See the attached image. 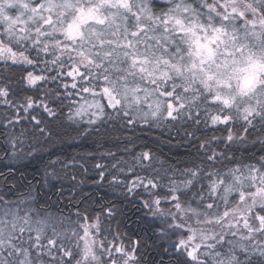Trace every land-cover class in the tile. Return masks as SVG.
<instances>
[{
	"label": "trees",
	"instance_id": "1",
	"mask_svg": "<svg viewBox=\"0 0 264 264\" xmlns=\"http://www.w3.org/2000/svg\"><path fill=\"white\" fill-rule=\"evenodd\" d=\"M12 1L22 5L17 14L26 32L16 41L2 10L0 27L10 32L8 48L29 66L0 62V209L29 207L33 216L55 218L58 231L93 224L105 237L134 246L139 264H264L262 246L227 231L212 249L188 256L179 246L187 238L181 224L190 221L170 214H192L210 234L242 198L264 189V78L252 93L241 92V73L230 75L220 53L216 69L226 74L222 88L230 89V101L222 104L224 90L204 81L210 70L185 79L174 69L187 58L182 32L190 17L234 37L220 52L234 54L241 45L264 56V4L123 0L109 10L99 0H58L100 14L82 25L78 40L66 42L64 27L54 24L34 40L28 34L32 23H44L33 12L42 0ZM232 8L239 17L223 11ZM14 9L7 8L8 16ZM200 35L195 31L194 41ZM35 75L36 86H27L26 77ZM81 106L92 109L80 114ZM154 200L157 208L147 211L144 204ZM255 211L264 217V208ZM48 238L40 243L47 250L41 259L72 264L62 258L61 242Z\"/></svg>",
	"mask_w": 264,
	"mask_h": 264
},
{
	"label": "rangeland",
	"instance_id": "2",
	"mask_svg": "<svg viewBox=\"0 0 264 264\" xmlns=\"http://www.w3.org/2000/svg\"><path fill=\"white\" fill-rule=\"evenodd\" d=\"M212 1L215 3L217 0ZM122 2L123 0H99L100 6L108 8L109 10ZM233 2H235V0H233ZM38 3V6L33 7V12H40L44 18V23L39 25H34V23H32L28 34L33 36V40L36 39V36L38 38L41 36L42 30L45 27L54 24L56 27H64V33H62L61 30L64 36L62 41L75 42L80 38L79 30L82 25L84 26L88 22H97L100 15L97 8L91 7L89 10H86L84 6L81 7L82 9H74L67 3H59L58 0H42L41 3ZM260 3L264 4V0H260ZM218 5L217 2V6ZM7 8L13 10L16 8V13L8 16ZM21 8L22 5L19 9ZM254 8L256 7L254 6ZM19 9L14 5L12 0H0V11L2 10L3 12L2 18L9 26L8 29H10V32L15 34L14 38H16V41L21 39L20 37L26 32L25 22L22 23V21L19 20V14H17L19 12L17 10ZM223 11L226 12V14H231V16H240L237 14V10L233 8L229 11ZM59 19H62L63 23L58 25ZM190 20V22L188 20L189 24H183L188 28L182 32L188 48H186L187 50L185 52L187 58L182 60V62L185 60L182 63V68L175 66L174 69L180 72L181 77L185 79H193L195 77L192 76H199L204 72H206L205 75H207V70H210V74H208L207 79L204 77V81L216 87V89L224 90V92H221L218 96V101L222 104H227L230 101V89L228 85L222 88L224 87L223 80L226 74L224 72V75H222L223 71H218L221 66L216 69V61L221 53V55H224V62H226L223 65H227L230 71L233 72V74L230 75L237 76L241 73V75L237 76L239 77L236 83L238 89L241 92L249 91L252 93L254 91V84L257 81H262L261 78H264L260 76V80H258V78L256 79L255 77V74L262 68V64H264V56H260V58L255 52H252V49L246 51L247 49L241 45L234 54L228 55L230 51L227 52V50L220 52L219 48L228 45L230 41L233 43L234 37L232 35H227L228 38L225 39V34L221 30H208L210 27L207 26L208 24H200L196 22L193 17H190ZM182 22L183 21H181V23ZM5 31L8 33H3L0 27V62L29 66L27 59L23 55L8 48L6 40L10 32L7 30ZM195 31H199L201 35L194 41L193 33H195ZM51 37L52 36H50L48 41L51 40ZM208 45L212 46V50H208ZM224 53H226V56ZM137 62L138 61H134V63ZM142 66L143 60L141 67ZM206 67L208 68L206 69ZM145 68L148 67L146 66ZM75 71H77V68L73 67L71 73ZM37 78V75L34 77H26V79H28L26 85L29 87L36 86ZM216 91L220 92L218 90ZM3 96L4 92L0 91V97L3 98ZM150 106H153V103L150 102ZM90 109L92 108L89 106H81L79 108V113H87ZM248 114L251 113L248 111ZM53 164L54 163H52V165ZM46 171L52 178L56 175L54 167L52 166ZM130 185H136V181ZM150 202L152 203L151 205L148 203L144 204L147 211L157 208V200ZM3 206L4 205H2V207ZM258 208H264V189L257 191L256 194L253 196L251 195L249 199L242 198L238 204L231 209V212L226 213L218 219V228H212L210 234L206 228H203V226L199 224L192 214L178 209L173 210L170 214L179 222L184 220V217L192 222L191 224L187 221L186 225L180 223L185 229L183 235L187 234V238L184 239L182 236V244L179 248L182 250L184 249L185 254L188 256H194L196 254V257H198L197 252L200 249H212L211 247L219 244L221 241L220 236L225 231L230 235H235L237 238L245 241V243L249 242L264 248V217L256 213L255 210ZM254 212L255 214H253ZM32 213L33 212L29 211V207L27 208L26 206L20 210L7 208L6 211H2V209H0V264H57L50 260L45 262L47 261L46 259H41V256L42 258L47 256V250H40V243L43 238L46 237H49V240L46 239L47 243L51 242L53 244L57 239L59 240L58 242H61L62 247L65 248V253L62 258H72V264H139L135 256L134 246L126 247V245H121L122 242L116 236L105 237L93 224H78L77 229H74L75 227H71L72 229L69 227L65 228L66 230L58 231L56 227L58 221H56L55 218L52 219L51 217L40 216L38 214H34L33 216ZM163 216L166 217L167 214L164 213ZM203 219L204 222H209L208 219ZM53 221L54 223H52ZM40 230H43L42 232H44V234H41ZM46 232L47 234H45ZM66 232L69 234L66 235ZM208 235L210 237L207 238ZM58 244L60 245V243ZM49 245L51 246V244H48V246ZM249 247L251 248L252 246ZM61 251L62 248H60L58 253H61ZM34 254H36V260L34 257L32 258Z\"/></svg>",
	"mask_w": 264,
	"mask_h": 264
}]
</instances>
